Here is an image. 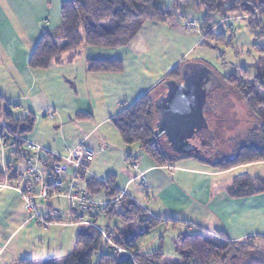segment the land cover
Wrapping results in <instances>:
<instances>
[{
	"label": "crops",
	"instance_id": "1",
	"mask_svg": "<svg viewBox=\"0 0 264 264\" xmlns=\"http://www.w3.org/2000/svg\"><path fill=\"white\" fill-rule=\"evenodd\" d=\"M64 1L67 0H0V97L2 104L15 116L28 113L33 115V131L23 136L22 140L40 149L36 154L27 155L28 153L21 152L16 156L14 147L9 146L12 141L8 139L4 145L0 136V175L3 179L0 182V264H15L23 259L34 262H60L74 251L73 243L75 244L79 229L72 233L68 231L72 225L50 224L44 227L38 218L34 217L35 213L45 217L47 209L53 208L47 200L59 197L51 195L47 200L36 201L34 213L25 210L21 196V193L36 194L39 190L38 185L22 179L27 162H31L42 174L55 163L48 162V156L51 160L60 159L50 152H43L42 147H46L44 140L36 137L39 136L42 122L52 105L46 86L47 74L50 76L55 73L59 75L57 82L72 89L70 92L67 86L60 87L61 95L65 99L71 98L67 94H73L72 98L78 107L73 118L90 124L88 132L82 135L78 143L67 146L68 151L78 144H85L90 148V145L99 147L98 151L92 148L95 156L89 165L88 175L98 170L99 161L105 157L106 152V166L109 169L106 170V176L95 178L87 177L86 173L80 175L77 178L80 183L76 180L77 190L88 193L87 180H103L113 176L119 195L123 193L124 196H130L145 211L147 218L172 223L173 228L178 224L184 225L187 234L214 235L213 233L220 232L231 241H243L250 237L264 239V194L240 199L229 198L226 193L232 182L214 190L212 178H217L225 171L214 170L193 155L181 156L182 158L174 162L176 165L173 163L156 166L146 155V158L139 155L142 151L137 144L126 146L121 141L122 145L116 146L114 157H110L107 155L111 147L107 136L100 133L106 126V133L113 136L115 129L111 120L165 81L171 71L186 62L202 41L200 31L185 32L182 28V20L194 18L180 15V11L176 14L173 12L179 17L172 23L146 22L122 48L84 47L74 57L69 54L60 56L59 60L46 70H32L28 67L31 53L44 33H57L61 23L60 6ZM230 21H220L212 29L216 30ZM177 43L184 46L182 50H175ZM156 48L162 49L159 53L164 52L163 59L170 62V65L160 69V72H153L146 64L150 61L148 56L151 51ZM143 51L145 54L141 55ZM174 52L175 56L172 55ZM94 60L120 61L121 70L88 73L87 62ZM214 73L222 78L215 71ZM100 114L102 115L99 116ZM4 123L5 120L0 114V125ZM94 134L95 138L91 140ZM49 147L46 149H50ZM132 163L137 164V171L129 168ZM207 167L210 170L206 169ZM69 173L67 177H70ZM137 182L140 184L137 185ZM137 186L143 187L141 191ZM138 195H145V205L138 200ZM98 197L109 200L103 195ZM185 207L183 212L175 210ZM181 213L183 217L178 216ZM119 222L122 224L120 220ZM191 228L196 232H191ZM138 247L142 252L147 249L144 244H138Z\"/></svg>",
	"mask_w": 264,
	"mask_h": 264
},
{
	"label": "trees",
	"instance_id": "2",
	"mask_svg": "<svg viewBox=\"0 0 264 264\" xmlns=\"http://www.w3.org/2000/svg\"><path fill=\"white\" fill-rule=\"evenodd\" d=\"M173 1L184 7L191 4L189 6L203 13L198 22V30L202 35L199 46L211 48L209 41L230 43L232 40L230 28L212 30L216 26H210L213 18L220 21L239 18L254 33V40L264 38V0ZM60 16L61 23L57 33H44L32 51L28 62L30 69L46 70L60 56L69 54L74 57L84 47L122 48L144 23L170 24L177 19L173 11L154 5L152 0H67L60 6ZM86 70L88 73L118 72L121 70V63L113 60L88 61ZM179 70L180 67H176L165 79H178ZM245 73L243 70L239 76H229L221 80L240 99L251 116L254 128L249 127L239 140L236 138L237 140L229 141L234 144L232 154L219 155L216 161L211 162L199 160L220 172L264 162V75L250 79ZM161 91L160 83L111 120L122 143L126 146L137 144L156 166L171 165L182 158L171 153L162 139H154L152 136L155 122L153 100ZM2 103L0 97V114L5 120L4 125H0V136L4 139V145L10 139L12 143L9 146L14 147L16 156L21 152L31 154L24 148L26 143L22 137L33 131V115L28 113L15 116ZM47 161L59 160H51L48 156ZM2 180L0 175V182ZM232 183L226 193L229 198L240 199L264 194V177L240 179L238 176ZM86 189L89 195H103L109 200L119 195L113 176L103 180L89 179ZM101 216L108 220L118 218L122 222L120 226L102 227L113 246L95 229L82 226L75 238L74 251L60 262L23 259L15 264H241L237 261L240 255L237 252H243V258H247L241 259L245 261L243 264H264V248L253 244L255 241L264 244L263 238L250 237L243 241H231L220 232L214 233L215 236H208L206 233L179 234L175 238L177 251L174 254H166L161 249L140 251L138 240L149 235L163 222L147 218L145 211L130 196L122 197L119 208L106 207L93 219L97 222ZM116 247L130 252L131 257L123 254L116 256Z\"/></svg>",
	"mask_w": 264,
	"mask_h": 264
},
{
	"label": "rangeland",
	"instance_id": "3",
	"mask_svg": "<svg viewBox=\"0 0 264 264\" xmlns=\"http://www.w3.org/2000/svg\"><path fill=\"white\" fill-rule=\"evenodd\" d=\"M152 3L154 5L167 8L173 11L175 14L179 10L180 15L194 18V19L192 18L184 19L182 20V23L185 22V20L186 21L194 20L198 24V22L201 20L203 16V13L201 11H198L193 7L189 6L191 4H188V6L184 7L173 0H152ZM229 20L231 21L226 23L225 25H222L220 28L222 29L230 28V33H232L233 35V38L230 41V43L224 41H209L211 48L197 46V48L188 57L186 62L202 63L206 65L208 68L215 71L220 76H222V78H227L229 76H239L242 74L243 70L246 71L245 75L250 79H252L257 75H264V38H259L258 40H254V33H252L247 28L244 20H240L239 18H237V20L235 21L233 19H229ZM219 21H220L219 19L213 18V21L210 26L211 27L215 26V24H217ZM196 29L197 31L195 32H199L198 26L196 27ZM185 32H189V31H185ZM192 32L194 33V31ZM183 47H184L183 45H178L177 43L175 50L177 51L182 50ZM161 50L162 49L160 48H156L153 52L151 51L150 55L148 56L150 58V61H147L146 64L153 70V72L155 71L160 72L161 71L160 69H163L170 65V62L167 59L166 60L163 59L164 52L159 53V51ZM143 54H145V51L141 53V55ZM172 55L175 56L176 52H174ZM47 77H48L47 78L48 81L46 80L47 83L46 86L49 92L48 95L51 99L52 105H51V110L49 111V113L46 115V118H44L42 122V128L39 131V136L36 137H39L44 140V144L46 145V147H42L43 152H50L53 155L57 157L59 156L60 158L63 159L66 158L69 152H71L74 149L73 148L68 151L67 146L70 144L78 143V141L82 138V135L88 132L90 128V124L87 121H76L73 118L74 112L78 107L75 104V100L72 98L73 95L72 93L67 94L70 95L71 97L67 99H65L61 95L60 87L62 86L65 88L67 85L65 86L64 84H61L60 82L56 81L59 75H56L55 73V75L51 74L49 76V74H47ZM67 87L68 90L72 92V89L69 86ZM227 90L229 94L225 102H228L229 105L231 104V106L229 107V105H226L227 107L224 109L223 111L224 115L222 116L223 121L221 120L217 121L216 120L217 117L215 116L213 117V115L211 117L210 115H206V117L210 121V126L215 130L217 135L216 145L220 149L219 155H224V156L233 153L234 144H232L229 141L237 140L236 138H238L239 140L240 137L244 135V132L249 127L254 125L251 116L245 110L243 104L240 102V99L234 93H232L230 89ZM85 94L87 95V93H84V95ZM232 106L234 107L233 111L235 113L238 112L236 113L238 116L237 115L229 116L230 109L232 108ZM99 112L101 111L99 110ZM101 115L102 114H100L99 116ZM224 120L227 121L224 122ZM100 133L105 134L107 136L108 143L111 146L108 150L107 155H109L110 157H114L116 153V146L122 145L117 132L113 130L112 132L113 136H111L110 134L106 133V126H105L100 130ZM94 138H95V134L91 136V140H94ZM48 146H50L49 147L50 149H46ZM90 146L94 150L97 151L99 150V147L97 145H90ZM135 147H137V150L139 149L138 146L135 145ZM140 152L141 151L138 150V153ZM104 154L105 157L101 159V161H99L98 170L92 171L91 175H88V173H86L85 175L87 177L103 178L106 176V170L109 169H107L108 167L106 166V152ZM139 155H143L142 157L146 158V156L142 152ZM218 156L214 159H217ZM174 165H176V163H174ZM206 169L210 170V168L208 167ZM69 172L71 173L70 170L68 171V173ZM166 174H170V173L166 172ZM238 176L240 177V179H244V178L254 179V178L264 177V162L241 166L235 169H231L229 171H225L217 178H212V182H211L212 188L214 190L216 189L218 190L220 188H223L224 186H228V184H231V182L234 181V178ZM77 181L78 183H80L79 179ZM139 184L140 183L137 182V185ZM137 187L139 191H141V189L143 188L141 186H137ZM131 188L129 190V194L132 193ZM138 198H139L138 200L143 205L146 204L145 195L144 197L143 195H138ZM51 199L47 200L48 204L53 206V208L51 207V209H55L59 211L62 216H65V211L67 209L66 200L62 197L61 198L59 197L58 199L55 198H51ZM183 201L184 200L182 199L181 202ZM172 208H174V205ZM175 210H177L176 212H180L178 210H181V212H183L186 210V207L178 208ZM178 216L183 217L182 213L181 215ZM97 223L101 227L104 226L114 227L117 225H121L118 218H111L108 220L104 218V216H101L98 219ZM72 226L73 227L69 228L68 230L71 231L72 233L77 232V230L82 227V225L78 223L73 224ZM132 228L134 230V226ZM68 231L67 234L70 235ZM190 231L196 232V230L192 228L190 229ZM134 232L136 233V230ZM186 232H187V228L184 225L178 224L175 228H173L172 223L166 222V223H162L159 227L152 230L149 235L141 237L138 240V244L146 245L147 247L146 251L161 249L162 252L166 254H174L175 251H177V247L174 244L176 236L179 233H186ZM191 234H195V233H191ZM208 236H215V234L214 235L211 234ZM253 244L256 247L264 248V244L261 241L260 242L255 241ZM70 247H72V244L70 245ZM242 253L243 252H237V254H240L238 255L239 258L237 261H239V263L241 262V264L245 262L243 260L247 259V258L246 259L243 258Z\"/></svg>",
	"mask_w": 264,
	"mask_h": 264
},
{
	"label": "water",
	"instance_id": "4",
	"mask_svg": "<svg viewBox=\"0 0 264 264\" xmlns=\"http://www.w3.org/2000/svg\"><path fill=\"white\" fill-rule=\"evenodd\" d=\"M223 86L221 78L206 65L183 63L179 79L162 81L163 92L153 100V138H162L166 148L178 156H188L195 150L189 142L194 137L212 146L214 131L205 114L215 110L210 98Z\"/></svg>",
	"mask_w": 264,
	"mask_h": 264
},
{
	"label": "built area",
	"instance_id": "5",
	"mask_svg": "<svg viewBox=\"0 0 264 264\" xmlns=\"http://www.w3.org/2000/svg\"><path fill=\"white\" fill-rule=\"evenodd\" d=\"M198 24L194 20H185L182 23V28L185 31H197ZM4 140L3 138L1 139ZM26 149L31 153H39L40 149L30 143L26 144ZM95 152L92 148L85 144H80L74 148L66 158L58 159L50 169L40 174L31 162L26 163L25 170L22 174V179L31 180V183L39 186L38 193L33 194L27 192L21 193L24 208L29 212L35 213L34 203L36 201H44L51 195H57L66 200L67 210L65 216L55 209H48L45 217L39 216L35 213L41 224L45 227L50 224L73 225L81 224L82 226H89L98 231L108 242L113 244L106 238L104 229L98 225L93 217L97 215L102 209L113 206L116 209L121 206V199L123 193L112 200H105L98 196L89 195L86 192L79 191L76 188V180L81 174L88 171V167L93 161ZM132 170L137 171V164H130ZM71 171L70 177H67L68 171ZM140 177V176H139ZM142 183V182H141ZM127 255L131 257V253L120 248H115V255Z\"/></svg>",
	"mask_w": 264,
	"mask_h": 264
},
{
	"label": "flooded vegetation",
	"instance_id": "6",
	"mask_svg": "<svg viewBox=\"0 0 264 264\" xmlns=\"http://www.w3.org/2000/svg\"><path fill=\"white\" fill-rule=\"evenodd\" d=\"M222 83H223V81H222ZM223 85H224L223 88L215 90L212 98H210L211 103L215 106V110L206 113L205 117H206V115H210V117L213 115V117L214 116L217 117V119H216L217 121L218 120L223 121V117H222L224 115L223 111L227 107L226 105H229L228 102H225V100H227V96H228L229 92L226 88V85L224 83H223ZM162 92H163V89H162L160 94H162ZM230 106H231V104L229 105V107ZM233 109H234V107L232 106V108L230 109L229 116L237 115L236 113H238V112L235 113L233 111ZM206 120L208 122L209 127L214 131L213 145L208 146L205 144V142L203 140H200L199 138L194 137L193 139H191L189 141L190 144L195 148V150L190 155H193L202 161L211 162V161H216V159H214V158H216L219 155L220 149L216 145V140H217L216 132L210 126V121L207 117H206ZM231 120H233V119H231ZM252 126L254 128V125H252Z\"/></svg>",
	"mask_w": 264,
	"mask_h": 264
},
{
	"label": "bare ground",
	"instance_id": "7",
	"mask_svg": "<svg viewBox=\"0 0 264 264\" xmlns=\"http://www.w3.org/2000/svg\"><path fill=\"white\" fill-rule=\"evenodd\" d=\"M28 155V154H27ZM81 188V187H80Z\"/></svg>",
	"mask_w": 264,
	"mask_h": 264
}]
</instances>
